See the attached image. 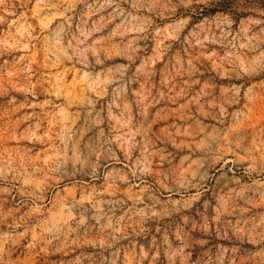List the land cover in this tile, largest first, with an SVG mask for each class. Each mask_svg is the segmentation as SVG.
I'll use <instances>...</instances> for the list:
<instances>
[{
  "label": "rangeland",
  "instance_id": "1",
  "mask_svg": "<svg viewBox=\"0 0 264 264\" xmlns=\"http://www.w3.org/2000/svg\"><path fill=\"white\" fill-rule=\"evenodd\" d=\"M0 264H264V0H0Z\"/></svg>",
  "mask_w": 264,
  "mask_h": 264
}]
</instances>
